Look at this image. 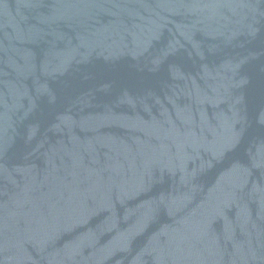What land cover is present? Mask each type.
I'll use <instances>...</instances> for the list:
<instances>
[{"label":"water","instance_id":"95a60500","mask_svg":"<svg viewBox=\"0 0 264 264\" xmlns=\"http://www.w3.org/2000/svg\"><path fill=\"white\" fill-rule=\"evenodd\" d=\"M0 264H264V0H0Z\"/></svg>","mask_w":264,"mask_h":264}]
</instances>
